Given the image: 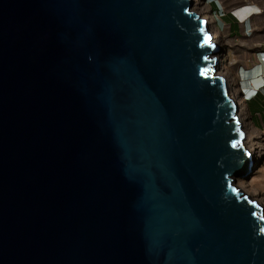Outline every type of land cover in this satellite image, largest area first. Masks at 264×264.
<instances>
[{
  "label": "water",
  "instance_id": "obj_1",
  "mask_svg": "<svg viewBox=\"0 0 264 264\" xmlns=\"http://www.w3.org/2000/svg\"><path fill=\"white\" fill-rule=\"evenodd\" d=\"M192 7L0 0V264H264V209L231 185L253 153Z\"/></svg>",
  "mask_w": 264,
  "mask_h": 264
},
{
  "label": "rangeland",
  "instance_id": "obj_2",
  "mask_svg": "<svg viewBox=\"0 0 264 264\" xmlns=\"http://www.w3.org/2000/svg\"><path fill=\"white\" fill-rule=\"evenodd\" d=\"M218 1H220L219 4L221 6L220 7L221 9H219L220 11L218 14H216L212 10L213 9L212 0H199V2L197 4V9H198V11L204 12L205 17L207 16V18L211 19L212 23L210 24L211 25L210 27L215 28V29H212V33H215V35L213 34V41L212 42H214V43L217 42L215 44V46L217 45V48H218L217 53H219L221 56L219 64L213 68L215 70V75H221L222 76L223 73L228 74V76L231 78V82H233L232 83L234 85L233 88L234 89L236 88L235 89L236 92H238V95L240 96V98L243 101V97L241 96V90L238 87L236 67H237V64L239 63V59L241 58L240 56L245 55L244 56L245 58H249V55L251 54V52H249L248 49H247V51L240 50V47L238 46L237 41L229 38V33L227 30H225V31L221 30V32L218 30L217 27H219V25L217 22V18L221 17L222 14L224 12H226V10H225L226 7L228 5H231L232 3H235L236 0H218ZM262 1L264 2V0H262ZM194 7L195 6L193 4L192 9ZM263 11H264V9H263ZM220 33H221V37L219 36ZM233 33L235 34L236 30H234ZM260 34L261 35L264 34V28L263 27L261 28V32H259L257 35L260 36ZM247 102H248L247 104H246V102H243L241 105V107L243 109H246V111L248 110V113H246V115H243L244 116V124L250 125L251 128H253L254 130H256L258 132L257 138L260 139L261 154H260L258 161L256 162V164L254 166L255 167L254 171L251 172L250 175H245L242 178L239 177L237 180H234L233 182H234L235 186L237 187V185L238 186L240 185V182L242 181V179H246V181L243 184L245 191L250 192V193L253 192L252 195H249V196L254 200H258V199L261 200V202L264 206V128L261 130L256 129V128H259V125L262 126V124L259 123V121H257V119L254 117V116L257 117L258 115H260V117H261V115H262L264 118V93H262V96L257 97L256 100L251 99V100H248ZM253 126L256 128H254ZM255 138H256V135H254V139ZM253 141L254 140H250V139L244 141L245 142L244 144L246 145V147L250 148L252 151L254 150ZM238 189H241V188H238Z\"/></svg>",
  "mask_w": 264,
  "mask_h": 264
},
{
  "label": "crops",
  "instance_id": "obj_3",
  "mask_svg": "<svg viewBox=\"0 0 264 264\" xmlns=\"http://www.w3.org/2000/svg\"><path fill=\"white\" fill-rule=\"evenodd\" d=\"M213 3V12L219 13L220 1L215 0ZM264 2L262 0H236L235 3L226 7V12L221 17L217 18L219 27L218 30L229 33V38L237 41L240 50L251 52L249 58L240 56L239 63L237 64V82L239 87L251 86L250 80L253 78L256 81L257 76L260 75L263 79L264 75V63L260 58V51H264V34L257 35L261 32V28H264ZM222 13V12H221ZM222 28V29H221ZM234 30L236 33L234 34ZM221 37V33L219 34ZM261 45V46H260ZM244 57V58H243ZM245 59V60H244ZM262 81V80H261ZM259 81V82H261ZM264 82V81H262ZM257 83V82H256ZM257 88H259L257 86ZM264 93V86L260 89L256 97L252 98L256 100L257 97L262 96ZM248 102H246L247 104ZM259 123V128H264V118L261 115L254 116ZM252 119V118H251Z\"/></svg>",
  "mask_w": 264,
  "mask_h": 264
},
{
  "label": "bare ground",
  "instance_id": "obj_4",
  "mask_svg": "<svg viewBox=\"0 0 264 264\" xmlns=\"http://www.w3.org/2000/svg\"><path fill=\"white\" fill-rule=\"evenodd\" d=\"M198 2H199V0H193V4H194V8L192 9V11H194V12H196L197 14H199L200 16H201V18H203L204 20H205V22H206V30H207V32L211 35V37H212V39H213V34L215 35V33H212V29H215V28H213V27H210L211 25V19H209V18H207V16L205 17L204 16V12H201V11H198V9H197V4H198ZM200 7V6H199ZM200 9V8H199ZM204 9V8H203ZM201 10V9H200ZM213 26V25H212ZM217 40V39H216ZM213 41V40H212ZM217 43V42H216ZM216 43H214V42H212V44L214 45V44H216ZM218 52V50L214 53V54H212L211 55V57L210 58H212V59H215V58H217V65L219 64V62H220V59H221V56H220V54L219 53H217ZM217 65H213L212 67H211V69L212 70H214L213 68L214 67H216ZM221 74V73H220ZM226 73H223L222 74V76H223V78L225 79V81H226V89H228V92H229V96H230V99L235 103V105L236 106H238V113H237V115L239 116V124L241 125V129L243 130V132H244V134H245V140L244 141H246V140H248V139H250V140H254L253 141V148H254V150L252 151V153H253V159H252V161H253V163H254V166H255V164H256V162L258 161V159H259V157H260V154H261V143H260V139L259 138H257V135H258V132L256 131V130H254L253 128H251V126L250 125H246V124H244V116L243 115H246V113H248V110L246 111V109H243L242 107H241V105H242V103L243 102H246V100L243 98V101H242V99L240 98V96L238 95V92H236V88L234 89L233 88V82H231V78L228 76V74H226ZM221 76V75H220ZM221 76V77H222ZM239 89H240V87H239ZM241 90V96H242V89H240ZM244 105V104H243ZM248 123V122H247ZM254 135H256V138L254 139ZM245 143V142H244ZM254 169H255V167H253ZM247 177V176H246ZM242 178V177H241ZM231 179H232V183H231V185L232 186H234L236 189H238V188H241V189H238L239 191H241V192H243L242 193V196H247L250 200H252V201H256L260 206H262V208L264 209V206H263V204H262V202H261V200H254V199H252L249 195H252V193H250V192H247V191H245V188H244V182L246 181V179H242V181L240 182V185L238 186L237 185V187L235 186V184H234V180H237L238 179V177H231ZM256 183V182H255ZM254 184V183H253ZM252 184V185H253ZM253 187V186H252ZM256 188V187H255ZM255 191V190H254ZM263 215H264V210H263Z\"/></svg>",
  "mask_w": 264,
  "mask_h": 264
},
{
  "label": "built area",
  "instance_id": "obj_5",
  "mask_svg": "<svg viewBox=\"0 0 264 264\" xmlns=\"http://www.w3.org/2000/svg\"><path fill=\"white\" fill-rule=\"evenodd\" d=\"M259 55H260L261 61L264 63V51H260ZM262 74L264 75V72ZM263 79H264V77H263ZM263 79L260 75H258L257 79H256L258 81H256V82H259L261 80L263 81ZM251 80H253V82L256 83L253 78ZM240 89H242V92H243L242 97L246 100V102L248 100H251L252 98L256 97L258 91L260 90V89H256V88L253 89L250 87H240Z\"/></svg>",
  "mask_w": 264,
  "mask_h": 264
},
{
  "label": "clouds",
  "instance_id": "obj_6",
  "mask_svg": "<svg viewBox=\"0 0 264 264\" xmlns=\"http://www.w3.org/2000/svg\"><path fill=\"white\" fill-rule=\"evenodd\" d=\"M263 81H264V79H263ZM250 84H251V86H248V87H250V88H256V89H262V87L264 86V82H257V83H254L253 82V80H250ZM257 86L259 87V88H257Z\"/></svg>",
  "mask_w": 264,
  "mask_h": 264
},
{
  "label": "trees",
  "instance_id": "obj_7",
  "mask_svg": "<svg viewBox=\"0 0 264 264\" xmlns=\"http://www.w3.org/2000/svg\"><path fill=\"white\" fill-rule=\"evenodd\" d=\"M216 1L215 0H212V3H215Z\"/></svg>",
  "mask_w": 264,
  "mask_h": 264
},
{
  "label": "snow or ice",
  "instance_id": "obj_8",
  "mask_svg": "<svg viewBox=\"0 0 264 264\" xmlns=\"http://www.w3.org/2000/svg\"><path fill=\"white\" fill-rule=\"evenodd\" d=\"M235 146V145H234Z\"/></svg>",
  "mask_w": 264,
  "mask_h": 264
}]
</instances>
